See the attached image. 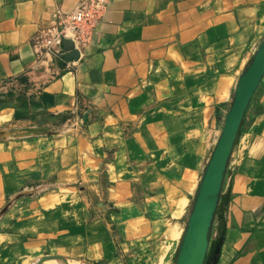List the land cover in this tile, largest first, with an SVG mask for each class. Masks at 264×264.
<instances>
[{"label":"crops","instance_id":"obj_1","mask_svg":"<svg viewBox=\"0 0 264 264\" xmlns=\"http://www.w3.org/2000/svg\"><path fill=\"white\" fill-rule=\"evenodd\" d=\"M81 1L0 0V83L26 106H0V209L33 194L0 218V259L181 264L184 211L236 100L206 264H264V0H107L75 59L46 40Z\"/></svg>","mask_w":264,"mask_h":264},{"label":"rangeland","instance_id":"obj_2","mask_svg":"<svg viewBox=\"0 0 264 264\" xmlns=\"http://www.w3.org/2000/svg\"><path fill=\"white\" fill-rule=\"evenodd\" d=\"M24 95H20L18 94V82L14 81V82H2L0 83V106L3 105H12L17 109L18 112V102L20 103V110L21 111H26V106L23 102H21V100H23ZM223 131V130H222ZM33 196V194H31L30 192H24L23 190H18V187L16 188L15 191L9 192L6 194L5 197V202L4 205L1 207L0 209V218H2L5 214L7 216V218H9L10 222H13L15 218V215H13V211L18 213V208L23 205L25 206L29 201L30 198ZM198 197L200 198V194H198V192L190 195L189 197V202H188V206L186 208V210L184 211L183 217H182V221H183V229H182V234L179 240V244L180 246H183L185 237L188 235V232L190 231V223L193 217V214L196 210V208H198V204L200 201H198ZM97 199H93L92 201L95 202L96 200H98V197H96ZM216 198V202L218 203V205H220V207H218L217 209H214L212 212H209L208 209L205 210H201V208L199 209V214L201 217V221H204V219H208V216L210 214V217H223L226 213L225 207H222V201H227V198H225L222 194V191L219 188L218 193L215 194ZM99 201V200H98ZM101 204V203H99ZM104 205V204H103ZM147 211V210H146ZM144 210H140L139 212L142 213V215L147 218L150 219L151 215H148V212H146ZM151 211V210H148ZM114 212V211H113ZM115 212H118L117 210ZM205 216V217H203ZM203 217V218H202ZM206 222V220H205ZM204 222V223H205ZM218 223V221H217ZM217 223H215V226H209L207 224L202 225L201 227L197 228V231H195V233L199 236V239L202 238V240L204 239V249L202 250L201 248H199V246L197 245L196 247V243L195 246H193L190 250H188V252H186L184 254V264H206V249H205V245H206V241L208 240V237L210 235V233L214 234V237L216 235V230L213 231V228L216 229ZM117 224V223H115ZM202 240H198V244L202 241ZM114 241V240H113ZM8 249H10V251L12 252V247H8ZM49 250L43 252V255L40 256H36V257H32V258H27V261H24V264H34L36 263L42 256H47L49 255ZM204 252V255H202ZM203 257V258H202ZM113 258L114 263L116 264H130L128 263L126 258H121L117 255V251H114L113 253ZM18 259H16V256L12 255V253L10 254V252L8 251V255L2 259H0V264H18L17 262ZM179 264H180V257L179 259ZM105 261V262H104ZM112 263V258H105L104 260H102L101 262H99V264H109Z\"/></svg>","mask_w":264,"mask_h":264},{"label":"water","instance_id":"obj_3","mask_svg":"<svg viewBox=\"0 0 264 264\" xmlns=\"http://www.w3.org/2000/svg\"><path fill=\"white\" fill-rule=\"evenodd\" d=\"M67 43H70V45L72 44L70 41H68ZM70 55L75 59L78 58V52L76 50H72ZM261 56L264 57V42H263L262 49H261ZM240 109H241V103L239 101H236V100L233 101L232 105H231L230 112L228 113L227 119L225 121L226 125L224 127V131L221 134V137H220L219 142L216 146L214 154H213V156H212V158H211V160L207 166L206 172H205L204 182L206 183V186L211 185V189L207 193L206 192V186L200 187L199 193H198V194H200V198L198 197V201H200L199 204L197 205L198 208L199 207H201V208L205 207L206 208L209 205H212L214 208V204L216 202V198H214V197H215V194L218 193L219 188H220V182L219 181L217 182V180H219L218 175H219L221 166L226 159L230 145L232 143L234 132H235L236 121L238 119ZM217 177H218V179H217ZM198 208H196V210ZM209 218H211L210 214L208 216V219ZM208 219L205 222L207 225H208ZM203 225H205V224H203ZM194 233H195V231H194ZM195 236H196L195 243H197L196 245H198L199 248H201L203 250L204 249V239L203 240H202V238L199 239V236L197 234H195ZM198 240L199 241L202 240V241L198 244ZM186 248L187 247H185V240H184V243H183L184 254L186 253L185 252ZM184 263L185 262L183 259V261H181V264H184ZM34 264H92V263H88V262H85V261H82V260H79L76 258H70L67 256H56V255L51 256V255H48V256L40 258Z\"/></svg>","mask_w":264,"mask_h":264},{"label":"built area","instance_id":"obj_4","mask_svg":"<svg viewBox=\"0 0 264 264\" xmlns=\"http://www.w3.org/2000/svg\"><path fill=\"white\" fill-rule=\"evenodd\" d=\"M106 3L107 0H82L72 11L57 16L46 43L51 44L53 39L67 40L79 53L102 19Z\"/></svg>","mask_w":264,"mask_h":264},{"label":"bare ground","instance_id":"obj_5","mask_svg":"<svg viewBox=\"0 0 264 264\" xmlns=\"http://www.w3.org/2000/svg\"><path fill=\"white\" fill-rule=\"evenodd\" d=\"M225 125H226V123H225ZM225 125H224V127H225ZM223 131H224V128H223ZM223 131H222V133H223ZM200 208L201 207H199L197 210H195V212L193 214V217H192V220H191V223H190V231L188 232V235H187V238H186V241H185V247H187L185 252H188V250H190L193 246H195V240H196L195 234L196 233H194V231H197V228L201 227L203 224H206V223H204L205 220H207L206 218L204 219V221H201V217H200V214H199V209ZM205 209H208L209 212H212V210H214L212 205H209L206 208L205 207L201 208V210H205ZM203 217H205V216H203ZM196 247H197V245H196ZM56 256H62V255H56ZM70 258H72V257H70Z\"/></svg>","mask_w":264,"mask_h":264}]
</instances>
